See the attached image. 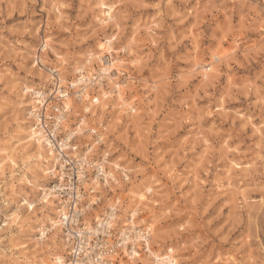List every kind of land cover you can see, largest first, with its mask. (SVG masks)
<instances>
[{"label": "rangeland", "instance_id": "374dc122", "mask_svg": "<svg viewBox=\"0 0 264 264\" xmlns=\"http://www.w3.org/2000/svg\"><path fill=\"white\" fill-rule=\"evenodd\" d=\"M98 1L0 0V264L49 263L69 250L58 227L37 239L38 228L55 220L57 197L42 195L53 180L41 181L40 170H50L53 158L45 160L43 149L36 161L25 138L38 99L24 86L48 92L56 80L68 90L63 126L75 132L78 151L107 158L118 180L100 188L90 223L117 205L115 243L121 229H133L122 224L138 192L134 223L151 229L146 246L158 256L177 264H264V0H103L113 6L108 21ZM110 36L121 60L115 79L97 76L96 57L86 62ZM216 52L224 54L219 61ZM204 64H216L215 75L204 79ZM87 73L94 78L76 81ZM116 83L126 104L120 108ZM82 89L84 100L76 96ZM48 99L49 106L60 102ZM81 118L85 125L74 130ZM145 242L136 241L135 259L126 246L112 257L152 264Z\"/></svg>", "mask_w": 264, "mask_h": 264}, {"label": "built area", "instance_id": "2783aa9c", "mask_svg": "<svg viewBox=\"0 0 264 264\" xmlns=\"http://www.w3.org/2000/svg\"><path fill=\"white\" fill-rule=\"evenodd\" d=\"M62 89H65L62 87ZM68 92V90H67ZM38 112L41 115L42 123L38 127L43 132V137L49 141L47 147H51L54 159L52 160V169L56 173V178L50 183V187L55 192L58 203L57 220L61 223V229L67 235L68 252L63 258L62 264H117L116 260L104 255L108 252L112 255L119 247H123L121 241L117 239L115 243L111 240L112 230L107 228L108 214L101 213L92 220L90 230L87 229L84 217L91 209L100 203L98 199L92 200L88 197V190H84L83 181L88 180L90 176L97 175L102 184V188H108L105 185V178L101 171L97 169L94 159H86V155L79 152L77 144L74 141L76 134H72L66 139L68 130L63 127L68 117L70 109L63 108L62 103L56 105H38ZM67 146H63L65 144ZM63 146V148H62ZM102 158L98 160L101 162ZM105 171L107 167L104 168ZM110 179V178H109ZM93 193V192H92ZM91 194V193H90ZM92 202V203H91ZM116 211V210H115ZM127 241L126 247L129 251L136 242L132 239Z\"/></svg>", "mask_w": 264, "mask_h": 264}, {"label": "bare ground", "instance_id": "6f19581e", "mask_svg": "<svg viewBox=\"0 0 264 264\" xmlns=\"http://www.w3.org/2000/svg\"><path fill=\"white\" fill-rule=\"evenodd\" d=\"M98 6H99V8L102 11L105 12V18L102 21L111 20L112 19V15H113V6L112 5H107L103 0H99L98 1ZM113 39H114L113 36H110V37L106 38L105 41L101 43V46H103V47H102V49L100 50L99 53H97L95 55H94V53H89L88 54L89 56L87 57V60H86L87 63H89V62L92 61L93 56L96 57L101 62L100 63V68H99V71H98V74H97L98 77L107 76L110 79L117 78L118 72H117V70L115 68V64L117 62H120L121 60H120V58L118 56H116V55L114 56L113 55V52H112L113 49H112V46H111ZM48 41H49V37H45L43 39V46H41V49L42 50H45L46 49V46H47V42ZM102 51L103 52L105 51V53H103ZM222 57H224V54L223 53H220V52H216V53L212 54V58H213L214 61H219ZM61 64L62 65H65L66 62L64 60H62L61 61ZM44 67H46V66L41 63V65L38 68L41 69V68H44ZM200 67L203 68V71H204L203 72V78L204 79H206L207 77H212L216 73V64H204V65H201ZM57 70L58 69H53V70H49V72L52 74L53 72L56 73ZM53 75H54V73H53ZM83 76L84 75H82L81 77L77 78L76 81L77 82H82L83 79H91V78H94L92 76V73L91 74L90 73H87V75H85V78H83ZM51 77L54 78L55 76H51ZM57 79H59V78H57ZM56 82H57V80H56ZM56 82H54L55 83V88L53 90H50L49 89L48 92H44V91H40V90H37L36 91L34 89L28 88V86H24V88H23V92L29 91L32 94H35V96L38 99L37 100V104H36L37 106L35 108H33V111L29 112V114L30 115H33V118H34V120H33V126L31 125L32 126L31 129L25 131L26 132V137L25 138H27V141H30L31 142L30 144H32L33 147L35 148L36 154L34 156V159L36 161L42 160L41 159V151L43 149L45 150V154L47 156L45 158V160L49 161L52 158L53 159L55 158L51 147H47V144L49 143V141L43 137V134H42L43 132L41 131V128H40L41 126L38 127L39 124L42 123V121H41V115L38 112V110H39L38 105H41L42 106L44 103H46V105H48L49 102H50V101H48L49 100L48 98L50 97L51 99L60 100V102H56V103H59V104L62 103V107L63 108H67V109H70L71 110L70 107L69 108L67 107V105L69 106L70 104H72L71 101H70V99H69V97H68L69 94H68L67 90L66 89H62L63 86L58 85ZM113 88H114V90L112 92H115V91L117 92L116 93V97H117V101L119 102V105H120L119 108L120 107H123L124 105H126L124 103L123 89L120 87V84H117V83H116V85L113 86ZM83 93H84V89L79 90V91H77L76 96L79 97V99L82 98L84 100V98L82 97ZM107 97H108V95H107L106 92L103 91V92L100 93V106L101 107L104 106V104H105L104 101H105V99ZM120 101L122 103H120ZM30 106H31V104H30ZM89 110H90V108H89L88 105L84 106V111L85 112H89ZM24 122L27 123L29 121H24ZM76 124H77V126L74 128V130L76 129L77 131H79V129L82 128V125H85V121H84L83 118H81L79 120V122L76 123ZM74 133L75 132L68 131L66 139H69L70 136L72 134H74ZM101 139H102V137L99 138L96 142L98 143ZM96 142H95V144H96ZM63 146H67V144H65ZM63 146H62V148H63ZM93 146L94 145H91L90 148L88 149V151L91 150ZM83 154H85V152ZM85 158L86 159H90V160L91 159H94V157H93L92 154L86 155ZM106 163H107V158H103V156H102L101 162L96 161V164L95 165H97V169L99 171H101V173L103 174V177L105 178V182H106L105 185H107L108 188H109V187H111V185L113 183L114 184L117 183L118 180H117V178L114 177V175H113V173H112L111 170L106 169V171H105V169H103L104 168V165H105V168L107 167ZM50 165H51L50 166V170H46L45 168H41L40 167L41 168L40 170L42 172V175H45V177H43V179L41 181H45V180L50 179V178H51V180H53V179L56 178V173L52 169V167H53L52 162L50 163ZM115 167L117 168L118 165L115 164ZM46 174H49V175H46ZM123 178L124 179H127L128 177L125 174H123ZM86 184H88V180H86V181L84 180L82 186H83V188H84L85 191L88 190L87 193H88V196L90 197L91 201L92 200H95V199H98V197H95V195L96 194L100 195L101 189H104V188L101 187L102 184L98 180V176L95 175V177L94 176L92 177V186L86 187ZM96 186L98 187V190L95 189ZM43 189H44V192L42 194L43 197H46L48 195H53V197L56 196L55 192L50 187V184H48V186L44 187ZM150 190H152V189H150ZM90 193L92 195H90ZM137 193L136 192L131 193L132 195L129 198L130 199L129 200V202H130L129 207L131 208V210L129 211L128 216H127V220L128 221H125L122 224L123 227L124 226H126V227L127 226H129V227L131 226L133 229L128 228V227L127 228L124 227L125 229H123V230L121 229V232H119V238L118 239L121 241L120 243L122 244L123 248H125V245H126L127 241L129 239H131V237H132V239L135 242L136 241H139V240H143L145 242V240L148 239L149 232L151 231L150 228L147 229V232L146 231L139 230L137 228L139 225H136L134 223V219L136 218L137 213H138V210H139V207L137 205V200H136L138 198V194ZM43 197H41L40 199H42ZM55 200H57V198H55L54 201ZM24 203H26V202H24ZM58 203H60V201L59 202L58 201L55 202V207L56 208H55V211H53V212H56V214H55V220L52 219V218H49L48 219V223H47L48 225H50L49 227H43L42 226V227H39L38 228L39 236L37 237V239L43 241V239L46 237V235H47L48 232H52L53 230H55L58 227L60 229V232H62L64 234L63 235L64 237H63L62 240L64 242L63 245H65V248H66V245H68L67 244V237L66 236L67 235H70L71 233L70 232L69 233H64L63 230L61 229V223L59 222V220H57V217H58V214H59V211H58ZM116 207H117V205L116 206H113L112 204H109V206L107 205V207L104 208L103 213L108 214L107 211H110L109 214H108V217H107L108 220H109L108 221L107 228L113 229L114 226H115V224H116L115 223V217H116V215H115L116 214V211L115 210H116ZM53 212H51V213H53ZM89 213L87 214V216L89 215ZM95 217H97L96 220L98 221L99 220L98 215L97 216L95 215ZM84 221L86 223L87 229L90 230V227H91L90 221L88 219H86V217H84ZM150 226H151V224H150ZM49 239H50V237H49ZM52 243L54 244V241H52ZM52 247H54V246H52ZM143 247L145 248V251H147V254L146 255L147 256H152V258H153L152 264H177L176 259H174V258H172L170 256H158L157 253L153 252L150 249V247H149L148 244L146 246V242L144 243V246ZM108 252H110V254H111V250L110 249H109ZM108 252L106 250L104 252V255L106 254L107 257H108V255H109V257H111L112 255H110ZM127 254L129 256L132 255L131 258L132 259H135L136 257H138V256H136V254L138 255L140 253L134 249V246H132V249ZM51 258H52L51 262L47 263V261H45L44 259H41V261L39 262V264H62L64 255L62 256L61 254L60 255L59 254H53ZM111 258H113V257H111Z\"/></svg>", "mask_w": 264, "mask_h": 264}, {"label": "snow or ice", "instance_id": "6c2138e0", "mask_svg": "<svg viewBox=\"0 0 264 264\" xmlns=\"http://www.w3.org/2000/svg\"><path fill=\"white\" fill-rule=\"evenodd\" d=\"M101 47H103V46H101ZM26 203H27V202H26ZM28 207H33V205H30V204H29Z\"/></svg>", "mask_w": 264, "mask_h": 264}]
</instances>
